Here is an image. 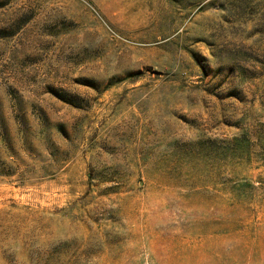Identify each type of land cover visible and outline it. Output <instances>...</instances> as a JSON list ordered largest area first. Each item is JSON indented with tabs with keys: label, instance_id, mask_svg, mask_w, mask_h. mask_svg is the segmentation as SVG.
Listing matches in <instances>:
<instances>
[{
	"label": "rangeland",
	"instance_id": "rangeland-1",
	"mask_svg": "<svg viewBox=\"0 0 264 264\" xmlns=\"http://www.w3.org/2000/svg\"><path fill=\"white\" fill-rule=\"evenodd\" d=\"M0 264H264V0H0Z\"/></svg>",
	"mask_w": 264,
	"mask_h": 264
},
{
	"label": "trees",
	"instance_id": "trees-1",
	"mask_svg": "<svg viewBox=\"0 0 264 264\" xmlns=\"http://www.w3.org/2000/svg\"><path fill=\"white\" fill-rule=\"evenodd\" d=\"M65 101H67V100H65ZM68 101H70V102H68V103H73V102H71V100H68Z\"/></svg>",
	"mask_w": 264,
	"mask_h": 264
}]
</instances>
